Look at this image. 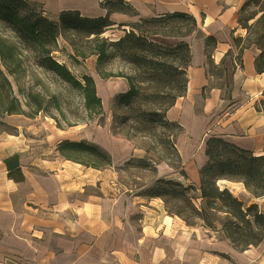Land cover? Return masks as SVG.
Here are the masks:
<instances>
[{
	"label": "crops",
	"instance_id": "0c3cea01",
	"mask_svg": "<svg viewBox=\"0 0 264 264\" xmlns=\"http://www.w3.org/2000/svg\"><path fill=\"white\" fill-rule=\"evenodd\" d=\"M28 1L49 18L64 10L91 18L106 13L102 0ZM123 1L137 18L184 12L196 20V28L180 40L188 43L191 55L186 90L165 112L167 120L182 127L173 140L186 181L200 182L199 170L207 161L205 141L211 135L264 154V73L254 65L259 49H244L242 67L234 70L227 91L215 84L205 52V38L213 36L212 62L229 65L238 51L233 37L247 35L238 23L246 0ZM110 19L130 18L113 12ZM228 51L232 56L225 55ZM119 89H127L124 80L118 89L109 84L105 94ZM0 120L15 130L0 131V264H264V239L237 250L221 231L187 226L167 215L160 202L121 188L115 167L143 157L144 150L112 134L106 124L57 126L41 114H10ZM64 140L103 148L111 166L96 169L66 159L57 148ZM217 184L244 205L256 203L264 214V198L252 196L242 182L220 179Z\"/></svg>",
	"mask_w": 264,
	"mask_h": 264
},
{
	"label": "trees",
	"instance_id": "16d2710c",
	"mask_svg": "<svg viewBox=\"0 0 264 264\" xmlns=\"http://www.w3.org/2000/svg\"><path fill=\"white\" fill-rule=\"evenodd\" d=\"M245 5L246 2L243 3L240 11ZM100 7L106 10L104 16L83 17L78 11L64 10L59 12L56 18H49L43 14L39 6L28 0H0V27L9 30L16 39V42L9 40L0 33V116L3 114H23L32 117L42 110L39 99L40 93L37 95L25 93L21 87H18V92L22 95L23 100L14 94L9 76L15 77L25 70V60L19 49L31 52L34 57L33 63L37 67L55 74L71 88L76 89L83 99L84 109L90 119L92 116L101 117L103 115L102 100L97 94L93 77L82 73L81 79H78L65 64L58 62L53 56V52L58 48V38L61 36L65 38L68 33L91 37L92 47L89 53L96 56V72L100 77L123 76L126 78L128 89L114 95L113 100L116 108L130 109L139 95V89L135 86L131 76L106 73L102 70V66L118 51L128 61H132L139 68H142L146 79H155L165 71L160 60L146 56L145 51H149L147 49L151 48L157 49L161 55H176L181 62L180 65L174 67V72L177 73L178 77L185 74V69L191 60L188 43L179 41L173 46H162L148 39L142 33L141 27L143 24H152L165 19H177L187 22L189 25L188 32H192L197 25L193 16L184 12H172L139 18V21L134 22L126 34L117 40H107L100 35L107 26L112 24L110 15L113 12H132L135 15L136 11L123 0H102ZM263 15L264 9L259 19ZM241 21L238 18L240 25H242ZM242 26L246 28V26ZM150 34H154V32H150ZM233 40L238 51L236 55L231 57L229 65L223 66L222 64L220 67L225 74V91L230 86V78L236 67H242L244 49L251 45H255L259 49L254 60L255 69L258 73H264V46L260 45L259 42L248 41L247 35L245 39L237 36L233 37ZM215 43L216 40L213 36L205 38V52L209 67H216L211 60V51ZM79 55L86 57L85 52H80ZM225 55L232 56V52L228 51ZM210 73L214 74L211 71ZM180 95L182 94L176 93L173 96V100L168 104L166 110L173 105L177 96ZM24 107L28 108L30 113ZM158 115L160 112L157 111H140L137 117L144 122H150L154 121ZM159 125L176 130L175 133H170L165 143L175 158V164L170 165L178 170L182 177L186 178L180 155L173 140L174 136L182 130V127L177 122L167 120L165 114ZM57 126L60 125L57 124ZM109 130L112 134H116L112 127H109ZM125 138L128 139L127 134ZM57 148L63 157L84 166L96 169L111 166L110 154L103 148L85 140H64L58 144ZM147 151L148 149H146ZM204 152L207 161L199 170L200 182L197 188L199 190L197 196L191 193L194 190L193 184H183L170 177L155 178L144 194L160 197L165 211L171 216L180 217L187 226L216 230L214 224V220H216L220 224V231L237 250L258 245L264 239V214L259 210L256 203L244 205L228 188H221L217 182L220 179L240 181L252 196L264 197V154L254 155L252 152L238 148L214 135L206 139ZM132 159L135 158H130L124 164L127 165ZM146 159L139 158L138 163L140 162L146 167L149 165ZM196 198L200 199L199 205L195 203ZM219 213L223 214L221 218L217 216Z\"/></svg>",
	"mask_w": 264,
	"mask_h": 264
},
{
	"label": "rangeland",
	"instance_id": "374dc122",
	"mask_svg": "<svg viewBox=\"0 0 264 264\" xmlns=\"http://www.w3.org/2000/svg\"><path fill=\"white\" fill-rule=\"evenodd\" d=\"M245 2L246 5L239 11L238 18L242 20V25L246 26L248 41L259 42L260 45L264 46V15L259 19L264 9V0H246ZM126 14L130 18L128 22H118L121 20L112 21L110 19L112 24L104 29L100 37L107 40H117L126 34L131 29V25L139 21L140 18L133 16L132 12ZM122 25L125 27H122ZM141 28L142 33L148 39L162 46H173L176 42L192 33L188 32L189 25L187 22L177 19H165L152 24H143ZM150 32H154V34H150ZM0 33L9 40L16 42L9 30L0 27ZM90 38L85 37L83 34L70 33L65 38L61 36L58 38V48L53 52V56L58 62L65 64L78 79H81L82 73L94 76L97 81V94L104 99V105H102L103 115L101 117L92 116L90 119L84 109L83 99L79 92L59 79L55 74L37 67L33 63V54L22 49H19V52L25 60V70L15 77L9 76L14 94L23 100L22 95L18 92V87H21L25 93L35 95L40 93L39 99L42 104V110L36 115L46 116L60 126L106 124L107 127H112L113 131L119 136L125 138L127 134L128 140L144 150V156L141 158H147L146 162L149 165L145 167L142 163H138L139 158L132 157L135 159H132L127 165L122 163L121 166L115 167L116 179L121 188L131 190L135 195L146 201H151L152 203L160 202L163 209L164 205L160 197L144 194L157 177H170L183 184H193L194 190L191 193L197 196L199 194L197 189L199 183H189L186 178L179 174L178 170L171 166L175 164V158L165 141L170 133H175L176 130L159 125L161 119H164L166 107L173 100V96L176 93L184 94L187 85L186 70L189 65L185 69V74L178 77L177 73L174 72V67L180 65L181 60L176 55H161L155 48L147 49L149 51H145L146 56L154 60H160L165 71L155 79H146L142 68L124 58L120 51L116 52L102 66V70L106 73L131 76L135 86L139 89V95L130 109L116 108L113 100L114 95L122 93V91L119 89L113 95H106L105 89L112 82L115 83L117 89L120 88V80L126 82L128 89V82L123 76L100 77L96 72L95 55L89 53L92 47ZM80 52H85L86 57H81L79 55ZM138 53L141 54L140 51ZM209 71L214 73L215 84L222 85L224 90V72L220 67L213 66L209 67ZM24 108L30 113L28 108ZM140 111H157L160 112V115L156 116L154 121L144 122L137 117ZM5 115L3 114V116ZM3 116H0V118ZM0 131L15 132L13 127L3 123L1 120ZM146 149H148L147 152ZM185 175L187 177L186 173ZM195 203L199 205L200 199L196 198ZM166 214L170 215L167 212ZM217 216L221 218L223 214L219 213ZM217 220L220 221V219ZM214 224L216 225V230H209L212 232L220 231V224L216 220H214Z\"/></svg>",
	"mask_w": 264,
	"mask_h": 264
},
{
	"label": "built area",
	"instance_id": "2783aa9c",
	"mask_svg": "<svg viewBox=\"0 0 264 264\" xmlns=\"http://www.w3.org/2000/svg\"><path fill=\"white\" fill-rule=\"evenodd\" d=\"M264 198V197H263Z\"/></svg>",
	"mask_w": 264,
	"mask_h": 264
}]
</instances>
